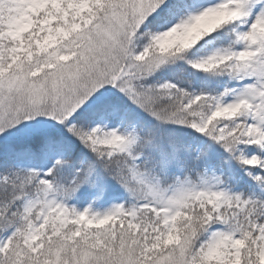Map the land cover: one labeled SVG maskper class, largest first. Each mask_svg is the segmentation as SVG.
Instances as JSON below:
<instances>
[{"label": "snow or ice", "instance_id": "6c2138e0", "mask_svg": "<svg viewBox=\"0 0 264 264\" xmlns=\"http://www.w3.org/2000/svg\"><path fill=\"white\" fill-rule=\"evenodd\" d=\"M0 264H264V0H0Z\"/></svg>", "mask_w": 264, "mask_h": 264}]
</instances>
